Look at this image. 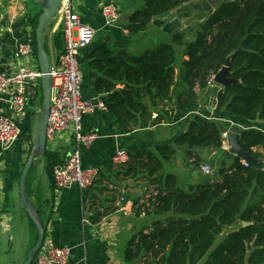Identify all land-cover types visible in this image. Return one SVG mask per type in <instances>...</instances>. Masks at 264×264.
I'll return each instance as SVG.
<instances>
[{"label": "trees", "instance_id": "16d2710c", "mask_svg": "<svg viewBox=\"0 0 264 264\" xmlns=\"http://www.w3.org/2000/svg\"><path fill=\"white\" fill-rule=\"evenodd\" d=\"M190 1L147 0L129 17L128 36L144 33L152 20ZM39 14L40 10L31 20L35 61L34 29ZM52 42L57 61L63 50L60 30ZM179 47L185 58L180 63ZM228 57L229 77L237 82L218 92L214 110L240 120L264 122V0H222L206 20L196 23V29L174 33L169 44L139 56L115 51L107 44L97 47L89 55L92 92L123 134L176 124L183 112L201 102L200 94L209 90L213 76ZM225 126L228 129L226 123L193 116L186 130L169 140L147 144L119 164L112 160L103 164L109 172L116 167L115 178L144 186L143 194L132 204L135 217L163 218L129 239L123 253L126 264H199L202 260L203 264H264V170L245 166L221 149ZM27 130L22 125L20 141ZM238 133L242 149L264 162V134L255 130ZM178 147L186 148L187 158L195 160L194 151L209 149L223 160L208 181L184 190L175 175L164 173L163 164ZM44 157L53 192V169L63 158L49 150ZM30 171L31 167L26 186ZM92 215L91 221L96 222L102 213ZM242 223L249 226L242 227ZM233 226L237 228L212 249L223 229Z\"/></svg>", "mask_w": 264, "mask_h": 264}, {"label": "crops", "instance_id": "0c3cea01", "mask_svg": "<svg viewBox=\"0 0 264 264\" xmlns=\"http://www.w3.org/2000/svg\"><path fill=\"white\" fill-rule=\"evenodd\" d=\"M29 1L31 0H0V73H9L16 67L14 47L17 42H32L31 20L39 12L40 6L36 4L38 9H31L28 6ZM67 1L79 22L96 32L91 44L81 49L77 57L82 71L81 99L92 104L100 101L93 94L91 87L89 55L94 49L107 44L115 51L125 50L133 56H139L148 49L169 44L170 37L164 34L168 32L165 27L173 21L181 23L194 14L187 4L183 5L163 18L152 20L144 33L130 37L126 30L129 17L142 9L147 0ZM106 2L114 4L120 14V20L113 27L105 26L101 16L100 8ZM187 28L196 29V23ZM57 31L58 26L52 21L46 34L47 53L49 50L53 54L51 60L48 53L50 63L56 62L58 55L52 42V37ZM180 31L182 30H175L172 34ZM177 53L180 63L185 59L182 56L183 49L177 48ZM213 86L210 85L209 92L204 91L200 94L201 102L195 108L183 112L176 124L163 123L156 127L135 129L123 134L105 111L96 109L93 114L86 115L83 119V128L85 131H95L98 138L90 147L81 151V165L83 168L98 169L99 175L105 178L98 176L93 187L86 191L71 186L62 190H56L54 187L51 192L46 173L30 171L26 193L39 213L45 232L43 248L50 246L69 248L70 264H126L123 253L129 239L138 231L147 228L153 221L163 218L135 217L132 204L143 194L144 186L141 183H134L133 180L115 178L116 167L113 166L109 172L103 168V164L113 160L118 151H124L128 159L147 144L169 140L177 132L185 131L188 121L193 116L219 124L226 123L229 125L228 131L230 127L235 126L239 131L255 130L264 134L262 121L240 120L224 112L215 111V108L210 106V91ZM223 133L226 131L221 135ZM69 145L68 134H61L52 146L53 152L63 158L70 148ZM178 148L184 149L186 156V148ZM24 150L22 145H17L0 156V251L5 255L0 264H24L29 251L36 243V230L21 206L18 193L19 176L25 163ZM205 150L207 149L196 150L193 156L203 162L201 153ZM211 152L216 155L215 151ZM173 163L188 174V168H184L185 161L177 160ZM176 178L180 181L179 177ZM189 181L190 186L196 185L194 178ZM11 208L13 213L17 214L16 221L12 218ZM95 211L102 213V216L96 222H92L90 217ZM32 231L33 239L30 238Z\"/></svg>", "mask_w": 264, "mask_h": 264}, {"label": "built area", "instance_id": "2783aa9c", "mask_svg": "<svg viewBox=\"0 0 264 264\" xmlns=\"http://www.w3.org/2000/svg\"><path fill=\"white\" fill-rule=\"evenodd\" d=\"M100 12L107 27L115 26L120 20L119 11L111 2L104 3ZM53 21L61 32L63 50L57 61L51 63L46 141L47 147L53 149L57 137L66 133L70 142L62 164L53 169L54 187L62 190L76 186L86 191L95 184L99 170L82 167L81 151L90 147L98 135L93 130L85 131L83 119L86 115L93 114L96 109L105 111V108L100 101L96 104L82 101V71L77 57L81 49L91 44L96 32L79 22L67 0L63 2ZM14 59L17 62L16 67L9 73H0V156L19 143L26 114L41 91L40 72L35 63L32 42H17ZM227 134L226 132L221 135V149L224 151H228ZM126 160L125 152L118 151L112 161L119 164ZM201 170L205 175L212 174L207 165ZM69 259L70 249L67 247L42 246L32 264H70Z\"/></svg>", "mask_w": 264, "mask_h": 264}, {"label": "water", "instance_id": "95a60500", "mask_svg": "<svg viewBox=\"0 0 264 264\" xmlns=\"http://www.w3.org/2000/svg\"><path fill=\"white\" fill-rule=\"evenodd\" d=\"M64 1L65 0H31V2L40 6V14L37 19V25L34 29V36L36 62L40 72V88L42 100L41 114L36 139L28 153L18 181V193L21 206L34 225L37 234L36 243L29 251L24 264L33 263L36 254L40 251L44 242L45 232L42 227L41 220L36 209L33 207L27 197L26 179L35 156H43L47 150L46 128L48 123L51 96V63L48 53L45 50V40L47 28L56 17ZM221 2L222 0H191L189 3H187V6L194 14L181 23L173 21L172 23L168 24V26L165 27L168 32L164 34L170 37L175 30H184L194 23H202ZM229 63L230 57L226 58L224 65L212 78V84L214 85L210 91V106L212 108H215L216 96L218 92L225 86L237 82L229 77ZM226 140L228 146L227 155H232L239 158L245 166L251 167L255 170H264V162L258 161L242 149L240 143V135L238 133L237 127H230ZM128 184L130 186L132 185V183ZM241 225L242 227L249 226L248 223H242Z\"/></svg>", "mask_w": 264, "mask_h": 264}, {"label": "rangeland", "instance_id": "374dc122", "mask_svg": "<svg viewBox=\"0 0 264 264\" xmlns=\"http://www.w3.org/2000/svg\"><path fill=\"white\" fill-rule=\"evenodd\" d=\"M28 6H30L31 9H34V10L38 9L37 5L31 1L28 2ZM47 49H48V47H47ZM48 53L51 55L50 56L51 60H53V54H51V52H49V50H48ZM40 101H41V91H39V94H38L34 104L28 110V113L26 114V118L23 122V126L25 124L27 126L28 130L24 134V139L21 138V141L18 143V146L21 144L22 147L25 148V150H24L25 160H26L28 153H29V151H30L31 147L33 146L35 139H36L38 124H39L40 114H41ZM222 131H226L228 133L227 126H225V128ZM47 150L54 151V149H52L50 147H47ZM211 151H213V150L207 149V150H205V152L201 153V156L203 157V162H202L201 160H197V158L195 160H194V158H187L186 159L184 149L177 148L175 155L171 159L172 161L164 163V173L165 174H173V175L179 177L180 181H178V184H179V186L181 185L182 186L181 188L184 190H186L191 185L190 181H189L191 178H194V180L196 181V184L204 183V182L208 181L211 177H210V175H205L202 172L201 168L203 166L207 165L210 167L211 170H213L214 168H218L219 164L223 160V158L217 157V155H214ZM177 160H181L182 162L183 161L186 162V165L184 168H188L187 169L188 174H185L186 172L182 171L181 168L176 167V164H174L173 162H177ZM225 162H226V164H229L228 160H226ZM45 163H46V160H45L44 155L43 156H35L33 164L31 166V169H32L31 172L36 171V172H39L41 174H45V169H44ZM168 169H169V172L167 173ZM45 176H46V174H45ZM11 214H12V218L13 219L15 218V221H16L17 220V218H16L17 214L15 212L13 213L12 208H11ZM236 228L237 227H235V226L224 228L222 233L216 237L212 249H214L222 241V239L224 238V236L226 234H228L231 230L236 229ZM33 234L34 233L32 231V235L30 236V238H32V239L34 238ZM4 257H5V255L2 253V251H0V260L3 259ZM199 264H203V260Z\"/></svg>", "mask_w": 264, "mask_h": 264}]
</instances>
